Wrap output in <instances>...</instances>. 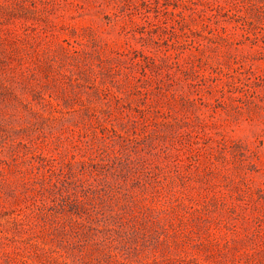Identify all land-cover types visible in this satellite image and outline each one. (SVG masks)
Returning a JSON list of instances; mask_svg holds the SVG:
<instances>
[{"label":"rangeland","instance_id":"374dc122","mask_svg":"<svg viewBox=\"0 0 264 264\" xmlns=\"http://www.w3.org/2000/svg\"><path fill=\"white\" fill-rule=\"evenodd\" d=\"M0 264H264V0H0Z\"/></svg>","mask_w":264,"mask_h":264}]
</instances>
